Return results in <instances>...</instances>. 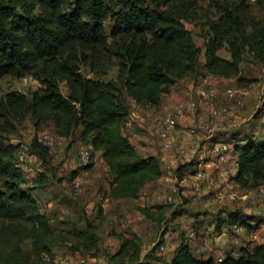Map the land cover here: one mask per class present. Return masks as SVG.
I'll return each instance as SVG.
<instances>
[{
    "label": "trees",
    "instance_id": "obj_1",
    "mask_svg": "<svg viewBox=\"0 0 264 264\" xmlns=\"http://www.w3.org/2000/svg\"><path fill=\"white\" fill-rule=\"evenodd\" d=\"M193 2L0 0V80L31 76L41 85L29 98L17 92L0 98V125L12 133L15 127L7 119L29 116L35 125L51 122L56 136L65 140L80 129L79 142L99 153L112 175L108 199H136L147 182L160 178L158 164L152 158H139L129 143L124 131L128 110L118 100L116 86L84 77L79 65L86 53H109L117 61V80L127 97L139 107L157 106L170 92L173 78L193 75L199 50L180 21ZM221 11L222 16L209 26L212 38L205 47L202 71L229 78L238 75L245 53L264 63V20L250 34L242 17L243 0ZM222 47L228 49V60L217 55ZM59 82L68 88L67 96L60 93ZM18 149L19 145L0 139V264H44L53 232L14 164ZM236 149L234 180L264 178V139L249 138ZM88 229L83 237L89 242ZM27 241L30 249H23ZM127 245L124 240L119 256ZM170 264L212 262L195 259L181 238ZM222 264L248 263L226 259Z\"/></svg>",
    "mask_w": 264,
    "mask_h": 264
},
{
    "label": "rangeland",
    "instance_id": "obj_2",
    "mask_svg": "<svg viewBox=\"0 0 264 264\" xmlns=\"http://www.w3.org/2000/svg\"><path fill=\"white\" fill-rule=\"evenodd\" d=\"M239 3L240 0H194L193 6L180 19L199 55L189 80L173 78L171 90L166 95L186 90V95L175 105V108L183 105L182 114L175 120L187 112L194 115L208 113V132L200 139L197 154L169 171L172 180L164 183L149 181L133 201L109 203V214L103 207L102 195L97 196L98 192L87 190L91 183L83 190L81 182L78 188L73 185V180L81 172L77 167L78 151L85 149L91 158L94 155L87 146L78 143L80 129L71 140L64 141L56 136L51 122L35 125L29 116L21 120L9 117L7 121L15 127L12 133L4 131L5 127L0 125V139L19 145L14 164L25 170V187L31 189L35 179L44 180L40 185H45L41 187L42 192L49 199L44 202L50 206L39 212L46 214L49 211L47 214L51 217L49 222L53 232L49 243L50 255L43 256L44 264H170L181 238L198 260L211 261L212 264H222L226 259L264 264V178L246 177L243 183H238L234 180L235 175L229 173L228 178L218 181L206 167L197 165L198 162L210 161L211 156L202 155L212 147L214 153L216 148H221L216 153L218 159L226 155L230 158L234 145H244L249 138L256 141L264 139V63L245 53L235 77L219 78L202 73L205 47L212 38L210 24L222 16L223 7L231 9ZM243 11L245 27L251 34L264 20V0H243ZM108 27L106 24V29ZM217 55L221 59H229L226 47L220 48ZM79 68L84 77L116 86L118 100L129 106L128 97L117 80V61L109 53H86V59L81 61ZM202 74L206 75L205 78ZM208 76L210 79L206 80ZM199 80L202 82L198 83ZM58 87L63 96L68 95L64 82H59ZM40 89L39 81L31 76L0 80V98L10 92L29 98ZM202 90L215 91V99L205 103L198 100ZM166 95L163 101L167 99ZM189 103L196 105L193 111L188 108ZM220 118H225V122L211 132V121ZM45 137L53 143L52 150L38 142ZM218 142L221 144L212 146ZM199 153L201 155L197 156ZM74 174L76 176L72 180ZM79 177L82 181L90 179L89 175L84 179ZM173 186L175 193L171 189ZM119 207L122 214L116 218L114 215ZM75 209L76 223L68 217L71 212L74 214ZM99 209H102V215H99ZM126 216L128 218L125 219ZM115 223L117 229L114 228ZM87 228L91 242L83 237ZM124 240L129 245L119 256ZM29 245L27 241L22 248L30 249Z\"/></svg>",
    "mask_w": 264,
    "mask_h": 264
},
{
    "label": "crops",
    "instance_id": "obj_3",
    "mask_svg": "<svg viewBox=\"0 0 264 264\" xmlns=\"http://www.w3.org/2000/svg\"><path fill=\"white\" fill-rule=\"evenodd\" d=\"M202 75L197 77L199 78L201 76L202 77L206 76L204 74ZM197 77H195L196 79L195 82H197L198 79ZM208 79H210L209 76L206 77V80ZM183 80H189V78H184L180 81ZM200 82L202 81L199 80L198 83ZM196 85L199 86L198 84ZM184 91L186 90L184 89ZM184 91H182V93L180 92L179 94L171 93L170 95H166L165 98L167 99L164 101L162 97L158 105L155 107H139L135 105V103L131 99L128 98L130 103L129 106L127 107L128 116L124 124L125 135L127 136L129 143L133 146L134 151L137 154V156H139V158L142 159L152 158L158 164L161 176L156 182L164 183V181L172 180L169 171L176 169L175 167L177 165L179 164L182 165V163L194 158L201 145L200 139L203 137V135H205L208 132V128H209V126L207 125V120L209 119L208 113L207 114L200 113L198 115H194L192 112H187L190 114L186 113V115L184 114L183 117H180L179 119L175 120L174 123L175 129L166 138H164L162 133L160 132L161 131L160 127L163 121L167 118V116L172 114L175 105L180 100V98L186 95ZM163 102H167V103H163ZM221 119H223V122ZM224 119L225 118H220L211 121L213 126L209 130L213 132L212 130L216 129L225 122ZM60 139L65 141V139L62 138ZM78 143L80 144V142ZM216 144L220 145L221 143L219 142L212 143V146ZM212 148H210V151L208 153L202 155L203 157L206 155H207L206 157L211 156L212 158H210V161L208 163L198 162L197 165L201 167H206L209 174H212V176H214L215 179L218 181H222L225 178H228L229 173L235 175L237 170L236 145L233 146V156H231L230 158L228 155H226L225 157L218 159L217 154L214 153ZM200 155L201 153H199L197 156ZM20 169L23 173V176L25 177L24 175L25 170H23L22 168ZM165 174H167L168 176H166ZM79 175L82 176L83 179L87 175L90 176V179H88L87 181L84 180L82 181L80 179V182L82 183V185L80 184L82 186V190L84 187L88 185V183H91V186H89L87 190L92 189L95 193L98 192L97 196L102 195L104 199L103 203H105L103 207H105L104 208L105 211H108L106 212L107 214L110 213V209H111L109 207L110 206L109 203L111 202L120 203L128 200L130 201L134 200V199L110 200L107 198L106 194L109 191V185L112 179V175L109 173V170L107 166L104 164L102 159L96 162L90 170L88 171L81 170ZM75 176H76L75 174L72 175L71 177L72 180L74 179ZM41 183H44V180H42L41 182L40 180L38 181L37 179H35L34 182L31 183L32 185L31 194L37 202L39 211L40 209H44L45 207L50 206V204L44 202V200L47 201L49 197L45 196L44 193L42 192L41 187L45 185L44 184L40 185ZM99 191H101V193ZM53 202H55L54 198H53ZM121 209L122 208L119 207L117 210L118 213L117 212L115 213L114 216L116 218L119 216V214H122ZM47 213H49V211H47ZM47 213L45 215L48 217L49 221H52L51 217H49L50 215ZM72 213L73 212H71V215L68 216L69 220L76 223L78 221L77 210L75 209L74 214ZM52 216L55 217L54 213H52ZM126 218L128 217L126 216L125 219ZM114 225H115L114 228L117 229L116 227L117 224L115 223Z\"/></svg>",
    "mask_w": 264,
    "mask_h": 264
},
{
    "label": "built area",
    "instance_id": "obj_4",
    "mask_svg": "<svg viewBox=\"0 0 264 264\" xmlns=\"http://www.w3.org/2000/svg\"><path fill=\"white\" fill-rule=\"evenodd\" d=\"M199 96L200 97H198V100H202L205 103L207 101H213L216 97V92L215 91H211V92L203 91L201 95ZM195 107L196 105L194 103L188 104V108L191 111H193ZM182 111H183V105H179L178 107L174 108L172 114L167 116V118L163 121L160 127L161 129L160 132L162 133L164 138H166L167 135H169L172 132V130L174 129L175 119L178 118V116L182 114ZM38 142L42 144L43 146H45L47 149L52 150L53 148V143L51 142V140H49L46 137L43 139H39ZM220 150L221 148H216L215 153H217V151H220ZM224 150L225 149H223L222 151ZM50 152H53V151H50ZM93 154H94L93 158H91V156L85 149H80L77 154V167L82 170L83 167L94 165L96 162L101 160L100 154L95 153V152H93ZM73 185L75 188H78L80 186L79 175L73 180ZM171 189L174 191V193L176 192V188L174 186L171 187Z\"/></svg>",
    "mask_w": 264,
    "mask_h": 264
}]
</instances>
